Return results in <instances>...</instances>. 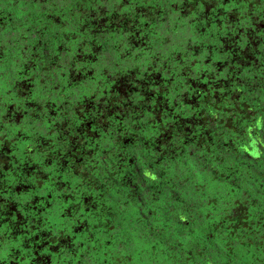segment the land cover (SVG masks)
<instances>
[{
	"label": "flooded vegetation",
	"instance_id": "obj_1",
	"mask_svg": "<svg viewBox=\"0 0 264 264\" xmlns=\"http://www.w3.org/2000/svg\"><path fill=\"white\" fill-rule=\"evenodd\" d=\"M147 1L148 2L146 3V5L135 3V0L132 3H127L128 5H132V8L129 11H131L132 13L134 12V14L138 15L134 16L133 14L132 17L130 16V19L128 20L134 21L135 23L133 24L138 23V25H133L131 27L121 26L120 34L118 35H115L110 30H107V32L105 31L106 36H115L120 44H124L126 42V52L123 55H126L127 60L131 59L133 61V64L129 68L115 72L114 81H106L105 76H102L103 69L99 68V65H97V63H99L100 61L91 64L90 69L86 71L88 75L80 74L82 73L81 71H78V73L75 72V70L71 69L69 70V72L64 69L60 71L59 67H57L55 74L51 73L49 71V68L51 67L52 63L58 64L57 60H55L56 55H54L57 54V50H55V47L58 43L62 42L61 40H63L64 35L61 34L62 31H60V29H57L55 32H57L58 34H54V37H52L53 32L49 31V28H47V25L42 23L43 20L41 21V19L38 20L37 23L34 21V23L35 26L38 23H42L43 26H36L37 33L33 29L36 35L31 38V43H26L29 47L28 48L26 46L28 50H32V52L34 50V53H38L37 56L34 57L35 63L32 70L27 71L26 69H24V71L21 72V75L11 78V72H9V69L14 58L13 56L15 55H12V53L10 54L4 49H2L3 51L0 50V91H2V93H0L2 97H0V110L2 111L3 108L10 110L14 102H26L27 105L24 106L26 112L31 111L32 109L37 113L35 116H32V111L30 117L27 116V114L26 117L23 115V117L25 118L23 120V123L21 124V128L24 129V127H27V134H29L31 132L30 129L34 128L37 125H39L40 127H44L49 131H51V128L54 127L55 134L57 133L60 136V139L56 142L60 146L55 144L54 146H52V148L51 146L42 148L43 139L41 138L39 142L40 144H38L37 147H32L29 145L31 140L27 137L25 129H19L17 130L16 135L14 136V138H12V140L11 138H8V142L0 145V148H2L0 149V156L4 157L3 159L5 160H7V158H11V163L15 166V168H13L11 172L8 173L10 175L9 178H12L13 181L19 183L18 188H16L15 190H19L23 187L27 188L23 189V192L30 190L31 186L34 184L31 181V179L33 178V180H40L42 184H45L47 192H49V190H52L60 193L59 191H57L58 186L56 187L55 183L50 181L54 187L46 183L48 181L46 177L51 178L52 176L59 177L58 179L62 181V185H64L65 188H70L72 190L71 193L63 194V196H66L64 201H67L68 203V205L64 208L63 202L61 203L60 200L58 201L56 198H53L51 201L50 199L47 201L46 198L48 193L46 192L42 198H34L33 205H28L26 209L28 210L27 214L33 215V219L35 220V222H38L40 220L39 216L37 215H40V212L46 209V218L47 220H49L48 222H52L54 224L59 223V219L61 218V216L67 214L69 220L73 223L72 226L74 227V225H78V227L75 228V231L77 232V229L79 227L87 226L86 224H96L94 223L95 221L98 222L106 216L107 218H109L114 214L115 216L117 214L122 215L127 211V209L133 208L135 209V211H139L138 215L132 214L131 217L126 216L125 220H129L127 224L132 225V223H137L141 227L142 225L148 223L157 224L159 223V221L162 222V220L158 218V215L159 213L161 214L162 211H164L162 209V206L165 204L166 209L170 208L174 210V212L176 210L175 213H169L171 216L170 219L176 220L175 222L183 224L185 219L183 217H180L181 215H179L178 212L181 213V208L186 204V201L188 200V198H191V196H188L186 193H184V191H181L179 194H181L184 200L182 198L181 200L183 201H180V203H175L174 200H180V197L176 196V191L174 190L175 186L174 184H171V181L172 179H175L173 174L176 165L182 166L181 168L186 169V171L194 172L191 170L189 164L193 161L188 159L184 161L181 157L175 160L170 159V161L167 163L166 161H164L165 159H167L166 157L163 160L164 162L160 164V162H162L161 160L164 158L165 153L161 152V149L158 146L159 144L154 143L151 137L158 133V135H160L161 137L163 136V138H169L171 134L173 135V133H171V129L173 132H176L177 130L180 131L181 129H183V131L188 130L189 133L193 134L194 136L196 135V137H200L201 135L205 136L206 133L209 132L208 130L207 132H205L204 130L201 134H198L194 130V124L199 121V118L201 117L200 114H202V112H205L207 115L211 116V118H216L219 114H223V116H226L228 112L220 110L219 106L220 104L228 102L227 96L224 95L222 99L220 98L218 100L214 96L212 97L214 100H211L210 102L211 93H214V95L217 94L218 96H222L221 92L226 93V88L225 90H222L223 87H219L218 89V86L220 85L219 82H221L219 80L220 78L218 77L220 71L222 70L221 65L224 63L215 61L214 63L210 62L209 58L211 59V56L208 57L207 55L205 57V62L207 64H204V62L201 63V60L200 63H194L196 74L194 73L191 76L189 75L190 77H188L187 80H185V76L179 77L178 73L173 70L171 71V66H169V64L164 65V68L166 70H169V78L168 75H166V77L168 78V80L166 78L168 87L164 86L165 78L163 72L161 71L158 73L140 75L141 66H144L146 64L148 55L151 54V48H154V46H156L157 48L160 47L164 49L163 46H165V44L170 41V38L168 36L166 37L161 33L160 27L157 26L158 23H150L149 21L141 20L140 11L138 12V10H142L147 6L149 7V5H147L150 4L149 0ZM230 1L231 0H229V2ZM243 1L245 0L239 1V3H241V7L244 4ZM154 2L156 3V1ZM194 2V4L197 3L196 1ZM226 2L227 1H223V4L219 5L221 8L219 7L212 12V15L214 16L213 22H215V25H209L210 27H208V29L211 30H208L207 34L209 36L213 35V37L218 38L222 43L224 41L226 42L224 44V46L226 45L224 53L227 50H230L231 52L230 55L227 54L228 56L226 59H231V63H234L236 61L239 63H243V59H246L251 55L257 56L261 51L256 48V43L254 46L250 44L247 45V43H245V45L243 46L240 39L241 37L238 36V33H240V27L236 22H232L231 19V16L235 14L234 11H236V8H234L228 16L227 14H225V16H221V13L223 11H226L228 13ZM161 6L164 8L163 10H160L161 12L169 13V10L171 8L168 4H166L165 0L161 1ZM134 7H136V10L134 9ZM138 7H140L141 9H138ZM150 7H153V5H150ZM183 10H185V8ZM122 12H124L123 14L126 15L130 14H128V10ZM23 15L14 17L12 16L11 9L9 10V8L5 6L3 8L0 7L1 29L4 30V26H6L10 30L12 28L11 23H13V21H20V18H22ZM94 16V14H89L86 17V20L89 19L88 22L92 28L93 23L91 21ZM225 17L228 18V23L222 22V19ZM86 20H84V23ZM128 20L126 17V22ZM220 24L223 25L224 28L220 29ZM158 25L161 26V24ZM167 26L169 27V25ZM234 27L237 28V30ZM141 29H143V35L148 37L150 44L138 53L134 51L136 48L135 39H138ZM212 29H215V31L213 32ZM96 30L98 31L97 27ZM169 31H174V28L169 27ZM154 32L157 35L159 34V38L153 37ZM30 33L31 31H28L27 34L30 35ZM79 34L80 38H85L84 33L79 32ZM61 35L63 37L62 39ZM98 35H96L95 37H91L90 40H87L90 41L91 45L95 44L96 46H98L97 50H102V55H100V58H104L107 55L106 51L108 49V46L106 45L110 44V42H105V46L98 43L97 40L100 39L98 38L100 35ZM5 36L6 38H4ZM8 36H10L9 32L5 35H2L0 33V48L2 44H4L5 46ZM206 37L203 38L202 35L201 39H205ZM75 42L76 39H71L70 45L73 46ZM227 43H231V45H228ZM118 45L119 44H117V46ZM52 49L53 51H51L49 56H54L50 57L52 58L50 59L47 57V51ZM172 50L174 49L171 48V51ZM180 55H183L182 59L179 61L172 60L173 64L179 65L183 63L184 60H186V53H180ZM17 56L19 57V55L15 56L16 59L18 58ZM14 62L15 65L18 66V62ZM228 62L229 61L226 60L225 63L228 64ZM237 62L236 64H238ZM184 64L185 63H183V65ZM55 66L56 65L52 66L51 68ZM230 68H232V65H230ZM241 68L242 67L238 65V68L236 70L240 71L239 69ZM91 69H93V71ZM244 70H246V68H244ZM248 70H250V68H248L247 71ZM215 71H217L218 74ZM236 73L237 71L231 73L233 76H235L234 80L236 79V83H242L241 79H243L244 81V78L242 77L243 74H241L240 77L239 75L236 76ZM214 74L217 77H214ZM231 74L226 77V80L224 79L225 81L222 82H226L225 84L227 85H234L232 83H229L233 79L231 77ZM81 75H83V77H81ZM139 75L140 77H138ZM69 76H72L73 80L68 83V85L72 86V88L75 90V93L74 91H72L71 94L69 93L70 95H68V93H62L61 97L57 98V96H55V93L52 94V96L51 93H45L48 88L42 89L44 85L48 84L47 80L49 78L51 80L62 77L67 80L69 79ZM217 78L218 80L216 81ZM180 79L185 80L187 83L192 81L191 87H189L188 89L183 88V90L188 91V93L184 95V98H180L178 96L179 93H174V89H176L177 86L176 81H179ZM197 81L200 82L197 83ZM207 81H209L210 85L212 86V88H210L212 89V91H210L209 93L203 92V89L200 88L201 85H205ZM20 82L23 83L22 86H19ZM88 82H91L93 86L97 88L94 92L84 89V87H86L87 85L84 84ZM24 83L31 84V87H29L26 91H24L23 89ZM179 85L180 84H178V86ZM233 88L240 94L241 99L244 97H250L247 101L248 106L246 105V108L251 113L249 123L252 124L251 127L253 129L252 132L249 133L250 139L249 143L245 145V149L242 151V147H240L239 152L231 151V162L235 164L233 161L239 156H242L243 158L245 157L247 161H251V165H253V168H256L257 170H259L260 174H262V179L260 178L258 180L259 183L255 187L264 192V185L262 184L264 183V106H261L259 101L261 94H264V91L258 90L256 92L257 95L255 93V95L253 96H244L245 93L247 94V92H249V89H247V91L244 89H241L239 91L238 87ZM18 91L21 92V95H18ZM36 91L39 96L38 100H40V102L37 105L31 107L29 105L36 103L37 101H30L28 99V95L33 96L34 92ZM41 91H44V95H41ZM14 94H16L15 98ZM73 94L76 96L72 100ZM208 94L210 96H207ZM6 96H8L6 102L2 101V99H6ZM176 100H178V102ZM121 101H125L124 105ZM7 103L9 104L7 105ZM76 106L78 107L77 116L79 120L74 124V126L69 127L67 124L69 122L68 118H71V115L69 116L70 111H68V109H75ZM119 106L126 109V111L122 113L123 115H119V112H117L116 114L113 113V110H116L117 108H119ZM66 111H68L69 114L66 113ZM50 114H53L51 119H54L55 123L59 124L60 126L57 124H52L54 126L47 127V125L43 124L42 119ZM58 114L60 116H56ZM61 114H64L63 117L61 116ZM60 117L62 118L60 119ZM115 120L118 121L115 122ZM191 122L193 125L189 124ZM167 125L171 127L162 130V128ZM188 125L190 126L187 127ZM215 131L216 133L218 131L220 132V135H217V137L220 136L221 140L232 142L233 139L234 143H237V141L234 139L236 132H227L223 128H221L220 130L217 129ZM11 132L12 131L8 133ZM18 138L20 141H16V139ZM210 138H206L207 143L211 141ZM35 139L36 137H34V140ZM183 140L186 141V139ZM35 141L38 142V140ZM211 142H213V140ZM8 143L12 146L11 148H13L14 153H17L18 149L20 148V150H22V154L20 156L16 155V157H14V155L11 157L10 155H6L2 150H5L7 148L6 152H9L10 148L6 146ZM249 147H252V149H249ZM2 152L4 153V156L2 155ZM49 154L51 155L48 157V160L45 157ZM255 154H257V157H255ZM59 158L62 159L61 163L58 160ZM258 160H261V162L258 163ZM204 165L205 164H203L202 169L203 172H201L200 174L206 173V168L204 167ZM64 166H67L66 170L64 169L63 173H60L61 168H64ZM158 166L161 167L159 168ZM40 167L41 169L47 168L49 170H47L48 175L39 177V174H37L36 172ZM20 168L22 169V171H19ZM84 174L89 175L92 182L86 185H81V182L79 186L74 185V177L81 178V176ZM215 174H217V170L215 171ZM217 175L221 176L220 174ZM60 176L61 178L68 179V182L63 181ZM242 180L243 179H241V181ZM27 182L28 185H25ZM261 184L263 185V187H261ZM233 186L234 187L232 188L231 192L234 195L244 193V187L240 186V183H235L233 184ZM239 189L241 190V192L239 191ZM185 191L187 192L189 191V189H185ZM9 192L10 189L8 190V193ZM153 194L156 195L159 199H156V201H148L146 197ZM58 197L62 196L59 194ZM145 198L147 199V201ZM165 199H167V201H165ZM7 200L11 201V203H8L9 205L15 204V200ZM162 200L164 201V203ZM134 201L139 202L134 203ZM262 206H264V204H262ZM10 208L11 207H7L6 210ZM119 209L122 210V212H120ZM110 210L114 211L110 213ZM249 210L250 213H258L256 209L249 208ZM71 211L77 214L76 217H73ZM9 215L10 213L8 214V211H4L3 214H0V226H6L5 229H2V226L0 227V241H2L3 243L18 238V231L22 230V228L19 229L21 227L20 225H16L12 220H10ZM139 216H141V218H139ZM143 218L145 220V223L143 222L144 224L142 223V221H140ZM84 222L87 223L85 224ZM82 223H84L83 226ZM115 224V228L112 229L116 231L118 229L119 223L115 222ZM126 228L127 226H124L123 231H126ZM94 230L95 227H86L85 231L86 234L91 231V235H94ZM78 234L73 233L70 236L72 238L76 237L75 239L78 242ZM21 235L23 236V242L24 240L26 241L27 236H33V239H35V237H38L36 233ZM118 236L119 234L117 232L116 236L113 237L115 241H118ZM125 236L126 234H124L122 237L123 239L128 241V247L129 243L134 242V240H132L131 233H128L127 237ZM57 239V242L64 245V247L58 249V247L56 246H48L50 249L53 248L54 250H56L53 251L54 253H52L54 263L69 264L71 262L70 257L73 256V253H76L77 251L69 249L70 244H65L66 242L69 243V241L65 240L62 236H60V234ZM80 243L81 247L84 245L85 241H82ZM33 244L34 252L33 248L29 251L25 249L27 252H31V259H33V261H36L37 263H39V261L43 259L41 260L42 263L40 264H49L48 260L51 259L50 253H48L49 248L46 252H39L38 249L42 248L43 242L41 244H38L35 241L33 242ZM120 244H123L122 240ZM79 250L80 249H78V251ZM5 254H3L1 251L0 258L8 264H15L14 259L7 258L8 256H6ZM3 260H1V262H3ZM19 261L21 262V260L19 259L17 260V263H20ZM1 262L0 264H2ZM72 262L70 264H72Z\"/></svg>",
	"mask_w": 264,
	"mask_h": 264
},
{
	"label": "rangeland",
	"instance_id": "obj_2",
	"mask_svg": "<svg viewBox=\"0 0 264 264\" xmlns=\"http://www.w3.org/2000/svg\"><path fill=\"white\" fill-rule=\"evenodd\" d=\"M35 1L39 3L44 2L43 6L48 5L47 3H45V0H35ZM117 1L118 2L116 3H110L108 0H98V3L95 6L94 10H92L91 12L87 11L84 13H80L82 15H86V13L88 15L89 14L95 15L94 18H92V21L90 19V21L93 23V28L88 22L89 19H87L85 23H83V25L81 26L80 30L74 29L68 32L66 31L62 32L64 38L61 35V39L63 38V40H61L62 42L58 43L57 46L55 47V50H57V54H54L56 55L55 60H57L58 64L52 63L51 67L56 65L55 66L56 69L55 67L53 68L50 67L51 69L49 68V71L51 73L55 74L57 67H59L60 71L64 69L67 70V72H69V70L71 69V70H75V72L81 71L82 73L80 74L84 75L87 74L86 71L90 69L92 63L100 61L99 63H97V65H99L98 66L99 68L103 69L102 76L103 77L105 76L106 81H114L115 72L123 69H127L133 64V61L131 59L127 60L126 55H123L121 53L117 55L118 59L115 62L112 61L109 62L107 57L100 58L101 57L100 55H102V50L101 49L97 50L98 46H96L95 44L91 45L90 41H88L91 39V37H95L98 34L101 36V38L106 36L107 30H110L115 35H118L120 34L121 26L131 27L133 25H138V23L133 24L135 23L134 21L128 20L130 19V15L123 14L124 12H122L123 8L122 6H120V3L121 2L128 3L127 2L128 0H117ZM157 1L159 2V0ZM223 1H227L226 4L229 2V0H197L196 1L197 3L194 4V0H169V1L165 0L166 4H168L171 8L170 9L171 11L169 10V13H163L159 9L150 7V5H155L156 4L155 2H154L155 4L153 2H150V4H147L149 5V7L147 6L144 7L142 10H138V12L140 11L142 21H149L150 23L155 22L161 24V26L157 24V26L160 27L161 33L164 34L166 37L168 36L170 38V41L167 42L165 46H163L164 49L160 47L157 48L156 46H154V48H151V54L148 55L146 64L144 66L143 65L141 66L140 75L158 73L161 71L163 72L165 78L164 86L168 87V83L166 81L169 78V70H166L164 68V65L169 64V66H171V71L173 70L176 73H178L179 77L185 76L184 77L185 80H187L188 77L194 74L195 73L194 63L196 62L200 63L201 60V63L204 62L205 64L206 63L205 57L207 55L208 57L211 56V52H212L211 48L205 45L206 42L204 41L205 43H203L202 41H199L198 38L205 34V31L208 29V27H210L209 26L210 24L215 25L214 24L215 22H213L214 16L212 15V12L218 9L220 7L219 5L223 4ZM182 7L185 8V10H183ZM134 9L136 10V7H134ZM138 9L141 8L138 7ZM239 15L233 14L231 16V19L232 22H236L240 27V33H238V36L241 37L240 39L243 46L245 45V43H247V45L250 44L253 46L256 43V48L259 51H261L260 54H258L257 56L251 55L246 59L243 60L241 59L243 63H240L242 65L240 71L241 74H245L244 68L261 66L259 79L255 80L256 84L254 82V85L250 86L251 89L248 88L249 96L250 95L253 96L258 91L256 88L257 86L260 85L261 87L264 86V48H263L264 47V0H251L250 7L246 10V12ZM53 17L57 21H60L61 23L64 22L66 24L68 20L70 22L71 19V16L65 17L64 14L53 15ZM126 17L128 20L127 22H126ZM170 21H173L174 23V25L171 24V28H174L176 26L179 27L182 25H185V28L187 26L189 27L185 30H177L171 32L169 31V27L167 26ZM198 26L199 28H195ZM96 27L98 31L96 30ZM222 28H224V26L220 24V29ZM28 29L29 28H27L26 30ZM235 29L237 30V28ZM34 30L36 31L37 29L35 28ZM34 30L33 29L29 30L31 31L29 37H34L36 35ZM142 30L143 29L140 30L138 39L137 38L135 39L136 48L135 50L133 49L135 52L138 53L150 44L148 37L143 35L144 33L142 32ZM81 31L84 32L85 38H80L79 32ZM158 36L159 34L157 35L155 32L153 33L154 38H159ZM206 38L210 41L208 42L209 44L211 43V41H213V38L211 36L210 37L207 36ZM71 39L72 40L76 39L77 41L76 46L70 45ZM26 46L27 44L25 41L24 46L22 47V54H21L22 56H19L16 59L18 61V66H19L16 68L17 75H21L20 72H23L24 69H26L27 71L32 70L33 65L35 63L34 57H36L38 54V53H34V50L33 52L32 50H28L27 49L28 46L27 47ZM204 46H206V48ZM219 46H221V48L218 50L219 52L218 55L224 52L226 45L224 46V43L221 42ZM3 47L4 44H2L0 48L1 51H3L2 50L4 49ZM171 48L174 50L171 51ZM16 51L19 52L20 49H16ZM51 51H53V49L47 51L48 58L54 56V55L49 56ZM180 53L187 54V58L183 62L185 64L184 65L183 63L179 65L173 64V61H177V60L179 61L182 59L183 55H180ZM108 57L110 59L113 58L110 57L109 54ZM212 58L213 57L211 56V59L209 58V61L214 63V60ZM231 65L233 68L235 64L231 63ZM91 70L93 71V69ZM236 71L239 73L238 70ZM215 72L217 73V71ZM83 75H81V77H83ZM140 75L138 77H140ZM166 75H168V78L166 77ZM215 76L216 75L214 74V77ZM218 78H220L219 80L221 82L226 80V77H222L220 74ZM218 78L216 79V81L218 80ZM69 79H70L69 81L70 83L73 80L72 76L71 77L69 76ZM241 81L242 83H244L243 79H241ZM221 82H219L220 85L218 86V89L219 87H223L222 90H225L226 88V93L221 92L222 96H218L217 94L214 95V93L213 94L211 93L210 102L211 100L212 101L214 100L212 98L214 96L218 100L220 98L222 99L223 96L225 95L227 96L230 110L228 111L226 116H223V114L221 115L219 114L217 115L216 118L214 117L211 118V116L207 115L205 112H202V114H200L201 117L199 118V121H197L194 124V130L198 134H201L204 130L205 132H207L208 130L209 132L206 133L205 136L201 135L200 137H196V135L194 136L193 134L189 133L188 130L183 131V129H181L180 131L177 130L178 132L177 131L173 132L171 129V133H173V135L171 134L169 138L166 137L163 138V136L161 137L160 135H158V133H156L154 136L151 137L154 143L159 144L158 146L160 147L161 152L165 153L164 158L161 160L162 162H160V164H162L164 161L168 163L170 159L175 160L181 157L183 158L184 161H186L187 159L193 161L190 162L189 164L191 170L194 172H190V175H187L186 171H184L181 168L182 166L176 165L173 174L175 179H172L171 181V184H174L175 186L174 190L176 191V196L180 197L181 195L179 193L181 191H184V193H186L188 196H191V198H188L186 204L181 208V213L178 212V214L181 215L180 217H183L185 219L183 224L180 223L177 224V222H175L176 220L170 219L168 212L169 210L165 208V204H164L162 206V209L164 211H162V213L161 214L159 213L158 215V218L162 220V222L159 221L160 227L163 228L164 231L162 233L163 236L160 237L161 241H156L157 242V246H156L152 240H146L144 237H142V233H140L142 231V226L140 227V225L137 223L135 224L132 223V225L127 224L129 220H125L126 216L131 217L132 214L138 215V213L133 208L127 209V211L122 215L117 214L115 216L114 214L112 215L111 219L107 218L106 216L103 218L104 222L101 220L98 222L95 221L94 223L96 224H92V225H88L86 224L87 222H84L87 226H83L84 223H82L83 227H79L77 229V232L75 231V228H77L78 225L76 224L73 227L71 225L72 222L68 221L69 225H71L70 232L76 234L80 233L81 235H83L78 242L74 240V241H70L69 243L68 242L65 243V244H70L69 248L74 251H78V249H80V244H81L80 242L86 241V238L88 239L91 236V231H89L88 234L85 233L86 227L89 228L95 227V230L93 231L95 233L94 235L95 241L89 243L90 246L89 249L87 244L84 245L83 247L85 251L86 249H88V251L86 252H91L93 254L91 255V253H88L85 258H83V256L82 257L80 256V258L76 257L74 264H120L121 262L122 264H206L205 258H199L200 257L199 255L196 256V254L190 251V249H193L194 245H196V242L200 243L199 244L200 246L207 245L209 247H212L211 246L212 243L214 248H208L209 251L215 252L216 255L219 254V252H222L223 254L220 253L219 257H222L221 259L222 262L226 263V260H228L227 258L228 252L226 251L225 245L230 239H229V235L225 234L224 231L228 232L231 229L238 230L243 233L248 232L249 237L247 238V240L248 241L251 240L252 241L251 243L254 242L258 244L261 243L263 247L261 248V251H264V222L258 219L259 217L257 218V216L256 218H250L246 215L248 212L249 204L246 203V205L241 206L240 203L245 202L244 200L248 197L247 194L240 193L241 192L240 189H239L240 194L234 195L231 192L232 188L234 187L233 184L235 183H240V186L243 187L245 185H252V184L258 185L259 183L258 178L261 177L260 175H262L260 174L259 170H257L256 168L254 169L253 165H251L250 162L246 161V158H243L242 156H239L233 161L236 164H233L231 162V156H230L231 151L239 152L240 147L245 148V145L249 143L250 138L248 135L249 133L252 132L253 129L251 127L252 124L249 123L251 113L246 108V106L243 105L241 96L238 92L234 90L233 88L234 86H232L231 84L227 85L225 84L226 82H222V83ZM22 84L23 83L20 82L19 86H22ZM84 85H86L84 89L92 92H94L97 89L93 86L91 82L85 83ZM29 87H31V84L24 83L23 85L24 91L28 90ZM200 88L203 89V92L209 93L210 91H212V89H210L212 88V86L210 85L209 81H207L205 85H201ZM179 92L180 90L174 89V93H179ZM210 95L208 94L207 96ZM33 97L34 98L32 100L30 99V101L35 100V96ZM63 100H67V99H63ZM176 101L178 102V100ZM259 101H260V105L264 106V100L262 101L259 100ZM39 102L40 100H37L36 103H33L29 106L33 107L37 105ZM121 102H123L122 104L124 105L125 101H121ZM8 104L9 103H7V105ZM25 105H27L26 102H20V103L14 102L10 110L5 108H3L2 111L0 110V145L8 142V138H11L12 140V138H14V136L16 135L17 130L19 129L22 130L21 124L23 123L26 114L27 116L30 117L32 111H34L31 109V111L26 112V110L24 109ZM124 111H126V109L124 107L119 106V108L113 110V113L116 114L117 112H119V115H123L122 113ZM75 112L76 114H78L77 106L75 107ZM238 114H240V116H238ZM23 115L25 117H23ZM42 121L44 125H47V127L51 126V123H48L45 118H43ZM117 121L118 120H115V122ZM189 124L193 125L192 122ZM189 126L190 125H188L187 127ZM170 127L171 126L169 125L164 126L162 130H165ZM221 128H223L227 132H231V133L236 132L234 139L237 141V143L236 142L234 143L233 139L232 142H228L225 140H221L220 136L217 137V135H220L219 134L220 132L218 131L216 133L215 130L217 129L220 130ZM30 130L31 132L29 134H27L28 131L25 132L27 134V137L31 140V142L29 143L30 146L37 147V145L40 144L39 142L41 138L43 139L42 148H47V146L48 147L51 146L52 148V146H54L55 144L59 145L56 142L60 139L59 138L60 136L57 133L55 134V129L53 127L51 128V131H49L46 128L37 125L34 128H31ZM10 131L12 132L8 133ZM34 137H36L35 140H38V142L34 140ZM208 137L209 138L211 137L210 139L211 141L213 140V142L209 140L210 142L207 143L206 138ZM183 139H186V141H184ZM224 141L227 143H225ZM8 144L6 146L10 148L9 152H6L7 148L2 151L6 155H10V157L13 155L14 157H16V153H14L13 148H11L12 146ZM249 149H252V147L251 148L249 147ZM44 150H48V149H44ZM3 152L2 155L4 156ZM50 155L51 154L46 155L45 158L48 159ZM166 157L167 159H165ZM255 157H257V154H255ZM3 158L4 157L0 156V214H3L4 211H8V214L10 213L9 215L10 220H12L13 223H15L16 225H20L21 227L19 229L22 228L21 231L17 230L19 236L21 234H29V233H34V234L36 233V235H38V237H35V239H33V236L26 237V241H25L26 249L30 250L33 248V252H34L33 242L35 241L38 244H41L43 242L42 248L38 249L39 252L40 251L46 252L47 249L52 246H56L58 247V249H61V247H64V245L57 242L58 241L57 238L59 236L57 223L50 224L48 222L49 220H47L46 218V214H47L46 209L40 212V215H37L39 216L40 220L38 222H35V220L33 219V215L27 214L28 210L26 208L28 205L29 206L33 205L34 198H42L45 192L48 193L46 198L47 201L49 199L51 201L53 198H56L58 201L60 200L61 203L63 202V208H64L68 205V203L67 201H64L66 196L65 195L63 196V194L71 193L72 190L70 188H65V186L62 185V181L59 180L58 179L59 177H57L56 175H55L56 177L52 176L51 178L46 176L45 177L48 179V181L55 183L56 187L58 185L57 191H59L60 193H57L52 190H49V192H47L45 184H42L40 180L35 181V179L33 180V178L31 179V181L34 184L31 186L30 190L23 192V189H27L24 187L19 190H15L16 188H18L19 183L13 181L12 178H9L10 175L8 174L9 172H11L13 168H15V166L11 163L12 160L11 158L10 159L7 158V160ZM58 160L60 163L62 162L61 158H59ZM237 162L239 164H237ZM257 162L259 163L261 162V160H258ZM203 164H205L204 167L206 168V173L199 174L197 178L196 177L197 172L199 170L203 172L202 170ZM235 165H237V167H235ZM158 167L160 168L161 166ZM66 168L67 166H64V168L62 167L60 173H63V170L64 169L66 170ZM47 170H48L47 168L41 169L40 167L36 173L39 174V177H43V175H48ZM216 170H217V174H220L221 176L214 174ZM194 177L198 179L197 180L198 186L193 185L192 182L189 184L188 179L193 180L192 178ZM61 179H63V181L68 182V179L65 178H61ZM241 179L243 180L241 181ZM80 182L81 185H86L88 183L90 184L92 181L90 176L86 174L82 175L81 178L74 177V185L79 186ZM25 185H28V182ZM246 188L247 187L245 186L244 189ZM9 189L10 192L8 193ZM185 189H189V191L186 192ZM194 189L195 190L199 189V190H197V192L195 193L193 192ZM59 194L62 197H58ZM262 197L264 199V194L262 195ZM146 198L148 199V201L149 200L156 201V199H159L154 194L149 195ZM7 199L15 200V204L9 205L8 203H11V201H8ZM165 201H167V199H165ZM238 206L241 208L242 214H240L237 211ZM7 207H11V208L6 210ZM196 209L197 211H195ZM113 211L110 210V213H112ZM119 211L122 212V210L120 209ZM71 212L73 217H76L77 214L74 213L73 211ZM258 214L264 215L262 211ZM208 215H211L209 224L208 221H206ZM238 215L242 216V219L237 223L239 219H235V218L238 217ZM204 216H206V219H204ZM113 219H115L116 222L119 223L118 224L120 226V230H118L119 236L124 235L126 233H132L138 235L139 237H142L141 240H138V242L136 243L130 242L126 249L125 248L120 249L118 245L119 242L115 241L113 238L115 233V230L111 228V225L114 224ZM166 219L168 221H166ZM195 219L197 220L194 222ZM47 222L49 223V226L47 225ZM107 222L110 223V227H107L108 224ZM124 226H127L126 231H123ZM213 226L215 232L216 229L218 230V233H216V235H213L210 232L211 228L209 229V227H213ZM5 227L6 226L4 225L1 228L5 229ZM208 238H214V239L213 241H210ZM2 243L3 242L0 241V247H3ZM235 243L238 244V242ZM240 244L243 245V243ZM172 247H174V249H172ZM53 251L56 250H54L53 248L52 249L49 248L48 253H50L51 259L53 258L52 256L53 255L52 253H54ZM197 251L199 253L200 249ZM236 251L238 257L235 260L238 261H235V263H231V264H243L244 258L247 256L246 254L247 252L242 248L240 250L237 249ZM105 252H108L109 255H106ZM28 253L30 254L31 252ZM190 253H192L195 256L194 259H190V260L188 259L190 257ZM260 255L264 257V252ZM113 256H116L117 258L113 259ZM209 257H211V255ZM51 259L48 260L49 263ZM41 260L39 261V263H42ZM35 263L39 264L37 262Z\"/></svg>",
	"mask_w": 264,
	"mask_h": 264
},
{
	"label": "trees",
	"instance_id": "obj_3",
	"mask_svg": "<svg viewBox=\"0 0 264 264\" xmlns=\"http://www.w3.org/2000/svg\"><path fill=\"white\" fill-rule=\"evenodd\" d=\"M108 1L110 3H116V2H118L117 0H108ZM154 1H156V4L154 3ZM161 1L162 0H159V2L157 0H149V3L150 2H153L155 4V5H153L154 8L159 9V10H163L164 8L161 6ZM194 1H197V0H194ZM239 1L240 0H236V1L235 0H231L230 2H228L226 4V8L228 9V13L226 11H223L221 13V16H225V14H227V16H228L233 11L234 8H236V11H234V13L236 15L243 14L244 12H246V10L250 7L251 0H249V2H248V0L243 1L244 4L242 5V7H241V3H239ZM132 2H134V0H128V4L129 3H132ZM147 2H148L147 0H135V3L142 4V5H146ZM45 3H47L48 5L47 6H43L44 5V2L43 3H39V2H37L35 0H0V7L3 8L5 6V7L9 8V10L11 9L12 10V16L15 17V16H18V15H23L24 14L23 17L20 18V21H13V23H11L12 28L10 30L6 26H4L5 27L4 30L1 29L0 33L2 35H5L8 32L10 34V36H8L7 42H6L5 46H4V50L5 51H8L10 54L12 53V55H15V56L16 55L22 56L21 54H22V47L24 46V42L26 41V43H31V38L32 37H29L30 35L27 34L28 31L37 28L36 26L42 25V23L45 24V25H47V28H49V31L53 32L52 37H54V34H58L57 32H55L57 29H60V31H62V32L63 31L68 32V31H71V30H74V29L75 30H80L81 26L84 23V20H86V17L88 16L87 13H86V15H82L80 13H84V12H87V11H90L91 12L92 10H94L95 6L98 3V0H45ZM128 4L125 3V2H121L120 3V6H122V8H123L122 10L123 11L128 10V14L130 13L129 15L132 17V15L134 14V12L132 13L131 11H129L132 8V5H128ZM243 7H244V9H243ZM60 14L61 15L64 14L65 17L66 16H71L70 22L68 20L67 24L64 23V22L61 23L60 21H57L53 17V15H60ZM135 15L136 14H134V16ZM28 16H29V18H28ZM136 16H138V15H136ZM40 19H41V21L43 20V22L42 23H38L35 26L34 21L37 23L38 20H40ZM222 22L223 23H225V22L228 23V18H226V17L223 18L222 19ZM171 24L174 25L173 21H170L168 23L169 27H171ZM175 25H177V24H175ZM188 27L189 26H187L185 28V25H182V26H179V27L176 26V28L174 27L175 28L174 31H177V30H185ZM27 28H29V29L26 30ZM195 28H199V26L198 27H195ZM208 30H211V29H207L206 30L205 34L203 35V38L206 37V36H209L207 34L208 33ZM212 31L214 32L215 29H212ZM14 32H16V33H14ZM80 33H84V32L81 31ZM223 34H225V33H223ZM201 37H199L198 40L199 41H202L203 43L206 42L205 45L207 47H210L211 48V50H212L211 56L213 57L212 59L215 62H222V63H224V64L221 65L222 66V70L220 71V75L222 77H227L231 73L236 72V69L238 68V65H240V67H242V65L239 62L236 61L238 64H236V62H234V64H235L234 67L233 68H230L231 59H226L227 56H228L227 54L230 55V53H231L230 50H227L225 53L223 52L220 55H218L219 54L218 50L221 48V46H219L220 43H221V41H219L218 38L213 37V35H211V37L213 38V41H211V43L209 44L208 42H210V41L207 38L201 39ZM4 38H6V36ZM98 38H100V39L97 40V42L100 43V44H102V45H104V46L106 45L105 42H107V41L110 42V44H107L106 45V46H108V49L106 51V54L107 55L105 56V57L108 58V61L109 62L110 61L115 62L118 59L117 55L119 53L125 54V52H126V50H125L126 44L125 43L126 42L124 44H120L119 41H117L118 39L115 36L114 37L113 36H104L102 38H101V36H99ZM223 43L225 44L226 42L224 41ZM117 44H119V45L117 46ZM227 44L228 45H231V43H227ZM76 45H77V41L74 43L73 46H76ZM206 46H204V47L206 48ZM16 49H20V51L18 52V51H16ZM108 54L110 55V57H113V58L110 59L108 57ZM15 56H13V57L15 58ZM14 58L12 60V64H11L10 69H9V72H11V74H10L11 78H14L15 76H18L17 73H16V71H17L16 68L19 67V66H16L15 65V62L14 61H17V60H16V58L14 60ZM226 60L229 61L228 64L225 63ZM260 67L261 66H254V67H247L246 68V70L244 72L245 74L242 75V77L245 78L244 84L243 83H236V79L234 80V77L235 76H233L232 74H231V77L233 79L229 83L234 84V85H232L234 87H238L239 88L238 89L239 91L241 89L242 90L244 89L246 91H247L248 88L251 89L250 86L254 85L255 80L259 79V77H260V72H261ZM248 68H250V70L247 71ZM55 69H56V67H55ZM239 70L241 71V69H239ZM240 71H239V73L238 72L236 73L237 74L236 76H238V75L241 76ZM69 81H70V79H67L66 80V79H64L62 77H58V78L51 79V80L49 78L47 80L48 84L47 85H44L42 89H47L48 88L45 91V93H51V96H52V94L55 93V96H57V98H60L61 95H62V93L63 94L68 93V95H70L72 93V91H74V93H75V90L72 88V86L71 85L70 86L68 85ZM198 82H200V81H197V83ZM191 83H192V81L187 83L185 80H182V79H180L179 81H176V84H177L176 89L177 90H180V92L178 94V96L180 98H184V95H186V93H188V91L187 90H183V88L188 89L189 87H191ZM178 84H180V85L178 86ZM255 84H256V82H255ZM253 88H254V86H253ZM256 88H257V90H263L264 91V86L261 87V85H260V86H257ZM13 92H15V91H13ZM0 93H2V91H0ZM40 93H41V95H44V91L43 92L41 91ZM18 95H21V92H19ZM246 95L249 96V92H247V94L246 93L244 94V96H246ZM15 96H16V94H14V98H15ZM33 96H35V100L34 101H37L38 98H39V96L37 94V91L34 92V95ZM33 96L28 95V99L29 100L30 99L32 100L34 98ZM75 96L76 95L73 94L72 100L74 99ZM0 97H1V95H0ZM7 98H8V96H6V99H2V101L6 102ZM249 98L248 97L247 98L244 97V98L241 99L243 101V105L244 106H246V104L248 106L247 101L249 100ZM260 100L261 101L264 100V94H261ZM219 109L222 110V111H227L228 112L230 110L229 102L220 104ZM68 111H70V114L68 113ZM68 111H66V113H68L69 116L71 115V118H68V121L69 122H68L67 125L69 127H72V126H74V124L76 122H78L79 118H78V116H77V114L75 112V109L70 108V110L68 109ZM36 113L37 112L34 110L32 116H35ZM63 115L64 114H61L62 117H63ZM52 116H53V114L52 115L50 114V115L46 116L45 119H46V121L48 123H51V126H54L52 124H57V123H55L54 119H51ZM56 116H60V115L58 114ZM62 117H60V119ZM57 125H59V124H57ZM25 126H27V125H25ZM24 129H25V131H28L27 130V127H24ZM24 129H22V130H24ZM16 141H20L19 138L16 139ZM244 149L245 148L242 147V151ZM21 154H22V150H20V148H19L18 151H17V153H16V155L20 156ZM246 161H247V159H246ZM248 162L251 163V161H248ZM237 164H239V163L237 162ZM235 167H237V165H235ZM183 170L186 171V169H183ZM19 171H22V169L20 168ZM201 172L202 171H200V173ZM200 173L198 171V173L196 174V177L197 178H198V176H199ZM186 174L187 175H190V172L189 171H186ZM214 174H215V172H214ZM260 176L262 177V175H260ZM261 177H259L258 180ZM192 179L193 180H196V181H193L191 179H188L189 184L192 182L193 185H197L198 186V183H197V180L198 179H196L195 177L192 178ZM52 181H53V179H52ZM46 183L49 184L50 186H53L50 181H47ZM262 184L264 185V183H262ZM262 184H261V187H263ZM245 186L247 188L244 189V193L247 194L248 197L244 200L245 202H242V203H240L239 201L238 202L241 204V206L242 205H246V203L249 204L248 212L246 214L248 217H250V218H256V216H257V218L259 217L260 220L263 221L264 215L262 216V215H259L258 213H260L261 211L264 213V206H262V204H264V199L262 197V195L264 194V192H262V190H260L257 187H255L256 185H254V184H252V185H245ZM197 190H199V189H196V190L194 189L193 192L196 193ZM182 198L183 197L180 196V200H176V201L174 200V202L175 203H180V201H183L184 200V198H183V200H181ZM248 198H249V200H248ZM138 202L139 201H134V203H138ZM249 208L256 209V211H258V213L257 212H256L257 214L250 213ZM167 210H169L168 211L169 213L170 212H173V213L176 212V210L174 212V210H172L170 208H167ZM153 211H156V210H153ZM195 211H197V209ZM237 211L240 214H242V210H241V208L239 206H238V210ZM136 212L138 213L139 211L136 210ZM169 216H170V214H169ZM210 216L211 215H208L207 216V220L206 221H208V224H209V220L211 219ZM111 218H112V216L109 217V219H111ZM139 218H141V216H139ZM170 218H171V216H170ZM204 219H206V216H204ZM235 219H239L237 221V223H238L239 221H241L242 216L238 215V217H236ZM59 220L60 221H59V223H57V228H58V232H59L60 236H62L65 240H68L69 242L70 241H74L75 238H72L70 236V234L72 235L73 233L70 232V230H69L70 227H71V225L73 223H71V225H69V222L68 221H70V220H69V218H68L67 215L61 216V218ZM196 220L197 219H195L194 222ZM101 221L104 222V219H102ZM140 221H142V223H143L145 220L143 218ZM166 221H168V220H166ZM115 222H116V220L113 219V223L114 224L111 225V228H115V226H114L115 225ZM49 223L52 224V222H49ZM49 223H47L48 226H49ZM107 223H108L107 224V227H110V223L109 222H107ZM177 224H179V222H177ZM159 225H160L159 223H157V224H150V223H148V224L142 225V227H143L142 232H141L142 233V237H144L146 240H152L156 246H157V242L156 241H161L160 240L161 239L160 237L163 236L162 233L164 231V229L161 228ZM210 228H211V230H210L211 234L216 235V233H218V230L217 229H216V232H215L214 226L213 227H209V229ZM118 230H120V226H118V229L116 231L118 232ZM116 231L114 233L115 234L114 236H116V233H117ZM224 233L227 234V235H229V239H230L226 243V245H225L226 251L228 252V254H227L228 260H226V263L222 262V260H221L222 257H219V254L222 253V252H219V254L216 255L215 252L209 251L208 248H214L212 243H211V246L212 247H209L207 245L200 246L199 245L200 243L196 242V245H194L193 249H190V251H192L194 254H196V256L199 255L200 256L199 258H205L206 264H227V263L228 264L229 263L231 264V263H235V261H238V260H235L238 257L236 250L237 249L240 250L242 248L243 250H245L247 252L246 253L247 256L244 258V263L243 264H264V257L260 255V254H262L264 252V251H261V248H263L262 247V244L261 243L258 244L256 242L251 243L252 242L251 240L248 241L247 240V238L249 237V233L248 232H244L243 233L241 231L231 229L228 232H225L224 231ZM94 235H95V233H94ZM94 235L92 234L89 237V240L86 238V241H85L84 245L87 244L88 245V249L90 248L89 243L95 241ZM127 235H128V233H126V236L125 237H127ZM122 236L123 235L118 236V242H119L118 245H119L120 249L121 248H125L126 249L127 248L128 241H126L125 239H123ZM131 236H132V240H134V243L138 242V240H141V238H142V237H139L138 235L132 234V233H131ZM80 238H82V236L80 234H78L77 239H80ZM208 239L210 241H213L214 238H208ZM121 240H122V243L123 244H120L121 243ZM75 241H76V239H75ZM254 241H256V240H254ZM235 242H238V244H236ZM240 243H243V245H241ZM25 245H26L25 240L23 242V236L20 235L19 238H15L14 240H11V241H8V242L3 243V247H0V253H1V251H2L3 254L6 253L5 255L8 256L7 258L14 259V263L15 264H20V263L21 264H36L35 263L36 261H33V259H31V257H30V254L25 250L26 249L25 248L26 247ZM84 245L80 247V250L79 251H77L76 253H73L74 255L70 257V261L71 262L73 261L72 264H74L76 257L77 258H80V256L81 257L83 256V258H85L88 253H91V252H86V251H88V249H86V251H85V249H83ZM198 248L200 249V252L199 253L197 251V250H199ZM172 249H174V247H172ZM105 253H106V255H109L108 252H105ZM92 254L93 253H91V255ZM210 255H211V257H209ZM194 258H195V256L192 253H190V257L188 259L190 260V259H194ZM19 259L21 260V262L19 261L20 263H17V260H19ZM66 259H68V258H66ZM113 259H116V257L113 256ZM1 260H3V259L0 258V262H1ZM1 263L2 264H8L4 260ZM52 263L55 264L53 258H52V260H50V263L49 264H52ZM120 264H122V262Z\"/></svg>",
	"mask_w": 264,
	"mask_h": 264
}]
</instances>
